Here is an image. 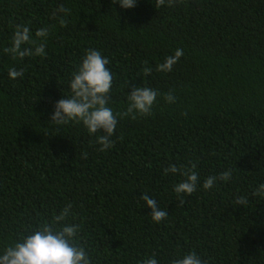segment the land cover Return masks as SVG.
Masks as SVG:
<instances>
[{"label": "trees", "instance_id": "obj_1", "mask_svg": "<svg viewBox=\"0 0 264 264\" xmlns=\"http://www.w3.org/2000/svg\"><path fill=\"white\" fill-rule=\"evenodd\" d=\"M60 5L71 12L54 18ZM16 25L33 35L50 27L46 55L5 53ZM86 49L108 57L113 74L118 123L107 151L81 124L57 130L49 121ZM177 49L172 71H156ZM12 68L23 76L10 79ZM137 85L158 95L150 115L133 119L124 115L126 93ZM170 164H195L201 183L228 169L232 179L181 203L172 189L183 177L166 174ZM260 183L264 0H137L132 9L112 0H0V250L71 204L65 222L79 225L75 242L91 264L152 256L170 264L189 251L208 264H264ZM142 194L167 211L164 220L152 221Z\"/></svg>", "mask_w": 264, "mask_h": 264}, {"label": "clouds", "instance_id": "obj_2", "mask_svg": "<svg viewBox=\"0 0 264 264\" xmlns=\"http://www.w3.org/2000/svg\"><path fill=\"white\" fill-rule=\"evenodd\" d=\"M119 4L121 9H132L137 0H112ZM172 0H157L159 6L170 5ZM71 10L60 5L53 17L62 14L69 15ZM61 22L63 20L61 19ZM50 34V27H41L33 35L30 28L25 25H16L11 36V45L4 52L12 58L42 57L46 55L45 47ZM183 55L177 49L174 55L165 58L163 63L156 66L158 72H170L172 66ZM110 64L108 57L96 49H86L75 70L68 81L71 94L57 100L49 116L50 125L59 130L60 126L69 122L81 124L90 136H96V142L101 146L100 151H107L113 147V136L117 127V115L110 106V92L112 89L113 74L107 67ZM145 75L152 73V68L143 69ZM10 79L22 77V71L12 68L8 71ZM157 91L147 86L137 85L126 93L127 108L124 115L133 119L136 116L150 115L157 98ZM168 103H174L175 97L171 94L165 96ZM87 154L85 153V156ZM196 165L177 167L170 164L164 171L166 174H180L183 179L178 181L173 192L181 199L191 195L199 188L211 190L218 182H230L232 170H225L217 175H210L201 183ZM254 196L264 198V183H260L253 191ZM141 199L151 210L153 222L164 220L168 213L161 209L157 201L149 194H142ZM236 203L245 205L246 197H238ZM72 215V205L68 204L59 214L55 215L51 223H43L31 230L30 234L21 236L16 242L0 250V264H91L83 247L76 244L79 225L66 223V218ZM142 264H159L155 256L146 258ZM170 264H208L195 251L173 259Z\"/></svg>", "mask_w": 264, "mask_h": 264}]
</instances>
